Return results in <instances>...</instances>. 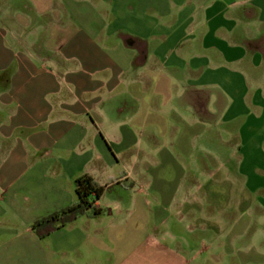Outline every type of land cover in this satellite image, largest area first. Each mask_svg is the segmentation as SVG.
Segmentation results:
<instances>
[{
    "label": "crops",
    "instance_id": "0c3cea01",
    "mask_svg": "<svg viewBox=\"0 0 264 264\" xmlns=\"http://www.w3.org/2000/svg\"><path fill=\"white\" fill-rule=\"evenodd\" d=\"M259 215L264 0H0V264L220 263Z\"/></svg>",
    "mask_w": 264,
    "mask_h": 264
},
{
    "label": "trees",
    "instance_id": "16d2710c",
    "mask_svg": "<svg viewBox=\"0 0 264 264\" xmlns=\"http://www.w3.org/2000/svg\"><path fill=\"white\" fill-rule=\"evenodd\" d=\"M103 189L104 186L99 185L91 175L77 176L74 179L76 201L33 221L31 224L33 231L39 237H43L78 216L98 214L101 209L95 205V201Z\"/></svg>",
    "mask_w": 264,
    "mask_h": 264
},
{
    "label": "rangeland",
    "instance_id": "374dc122",
    "mask_svg": "<svg viewBox=\"0 0 264 264\" xmlns=\"http://www.w3.org/2000/svg\"><path fill=\"white\" fill-rule=\"evenodd\" d=\"M263 224L264 226V215H259L258 218L252 219L250 224L248 225V229L244 235H242L239 239H237L232 245V258L227 256L226 258H222L220 263L214 264H244L242 261V256L249 255L252 258L250 264H264V230L260 226ZM263 241V243H261ZM248 248L252 247L248 253L245 251ZM227 252V251H226ZM229 252V251H228ZM261 253L263 259L259 260L263 261L262 263H257L256 253ZM242 259H241V258Z\"/></svg>",
    "mask_w": 264,
    "mask_h": 264
}]
</instances>
